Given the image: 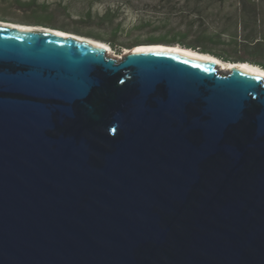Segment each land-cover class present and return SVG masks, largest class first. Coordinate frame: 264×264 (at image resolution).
I'll return each instance as SVG.
<instances>
[{
	"label": "water",
	"instance_id": "water-1",
	"mask_svg": "<svg viewBox=\"0 0 264 264\" xmlns=\"http://www.w3.org/2000/svg\"><path fill=\"white\" fill-rule=\"evenodd\" d=\"M0 264H264V75L0 21Z\"/></svg>",
	"mask_w": 264,
	"mask_h": 264
},
{
	"label": "trees",
	"instance_id": "trees-1",
	"mask_svg": "<svg viewBox=\"0 0 264 264\" xmlns=\"http://www.w3.org/2000/svg\"><path fill=\"white\" fill-rule=\"evenodd\" d=\"M158 7L168 10L169 15L179 14L180 19L189 15L198 18L194 22L180 21L178 24H174L169 18H163L155 24L151 22V29L162 33L158 43L179 45L211 54L226 62H246L264 68V0H159ZM10 8L22 12L30 20L38 19L44 25L47 21H53L58 14L69 10L66 6L51 8L45 3L39 4L37 0H0V11ZM209 12L214 13L213 19L216 18L214 23L219 30L215 34L202 30L206 23L203 18ZM89 16L85 19L92 18L90 14ZM112 17L107 12L103 20ZM0 19L6 18L0 16ZM221 21L223 25L220 24ZM193 32L197 33L196 38L188 40ZM111 37H116V32ZM113 38L98 39L114 47Z\"/></svg>",
	"mask_w": 264,
	"mask_h": 264
},
{
	"label": "rangeland",
	"instance_id": "rangeland-1",
	"mask_svg": "<svg viewBox=\"0 0 264 264\" xmlns=\"http://www.w3.org/2000/svg\"><path fill=\"white\" fill-rule=\"evenodd\" d=\"M39 4H46L51 8L56 6H66L68 11L58 14L53 21H47L46 25L40 23L38 19L30 20L22 12L15 8L0 11V16L6 19L0 21L11 22L28 26H43L52 29H58L80 36L98 39L99 37L107 40L113 38L112 34L116 32V37L112 40L114 47L109 44L112 55L123 56L127 51L138 45L144 44H165L158 43V38L162 36L161 32H155L151 29L150 23H156L163 18L171 19L174 24L180 21L188 22L198 20L196 16L189 15L181 18L179 14L169 15L168 10L158 7L159 0H37ZM6 8V7H5ZM110 12L112 19L103 20L105 13ZM91 15L92 18L85 19ZM213 12L204 16L206 23L202 30H207L208 34H215L217 24L213 19ZM210 15L209 17H207ZM90 17V16H89ZM223 25V22L220 23ZM65 27L66 29H63ZM194 33L188 40L196 38ZM103 41V40H101ZM105 42V41H103ZM157 42V43H154ZM173 45V44H169ZM213 56V55H212ZM216 57V56H214ZM218 58V57H216ZM221 60V59H220ZM224 61V60H223ZM226 62V61H225Z\"/></svg>",
	"mask_w": 264,
	"mask_h": 264
},
{
	"label": "bare ground",
	"instance_id": "bare-ground-1",
	"mask_svg": "<svg viewBox=\"0 0 264 264\" xmlns=\"http://www.w3.org/2000/svg\"><path fill=\"white\" fill-rule=\"evenodd\" d=\"M4 23H6L9 26H17L19 28H26V29H37V30H43V31H49V32H56V33H60L63 35H69L72 36L74 38H78V39H82V40H87L89 42H93L94 44L100 45L104 48H106L108 55L110 56H115L112 55V51L111 48L109 46V44H107L106 42H103L101 40H97V39H93V38H88V37H84V36H80L74 33H68L62 30H58V29H52V28H48V27H43V26H28V25H22V24H15V23H11V22H6L4 21ZM153 49H163V50H176L185 54H189L192 56H198V57H206V58H210L215 60L216 62L219 63L220 69L223 72H229L232 68H242L245 70H249L252 72H257L260 73L262 75H264V69L257 66V65H253L251 63H246V62H225L223 60H220V58H216L214 56H212L211 54H200L199 51H193L192 49H188V48H184L181 47L179 45H174V46H164V45H160V44H144V45H138L136 47H134L133 49L127 51V53H131V52H140V51H147V50H153ZM119 57V56H117Z\"/></svg>",
	"mask_w": 264,
	"mask_h": 264
},
{
	"label": "crops",
	"instance_id": "crops-1",
	"mask_svg": "<svg viewBox=\"0 0 264 264\" xmlns=\"http://www.w3.org/2000/svg\"><path fill=\"white\" fill-rule=\"evenodd\" d=\"M262 68V67H261ZM264 69V68H263Z\"/></svg>",
	"mask_w": 264,
	"mask_h": 264
}]
</instances>
